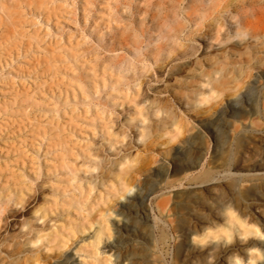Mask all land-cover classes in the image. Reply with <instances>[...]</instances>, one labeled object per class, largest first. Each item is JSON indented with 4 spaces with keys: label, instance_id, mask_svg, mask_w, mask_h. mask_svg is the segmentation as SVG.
Wrapping results in <instances>:
<instances>
[{
    "label": "rangeland",
    "instance_id": "1",
    "mask_svg": "<svg viewBox=\"0 0 264 264\" xmlns=\"http://www.w3.org/2000/svg\"><path fill=\"white\" fill-rule=\"evenodd\" d=\"M10 3L11 25L0 33V264H24L25 223L40 225L29 210L40 188H50L41 184L44 168L52 165L41 137L50 121L91 149L89 169L78 172L77 180L81 188H92L89 201L101 190L103 201L93 206L92 219L120 202L121 181L135 184L161 163L174 158L182 164L199 155L185 180L159 168L141 185L150 199V240L129 255L145 252L149 264H247L253 255L256 264L257 246L249 244L255 238L236 221L252 227L256 216L264 217V200L247 199L264 190L263 180L248 176L262 148L246 143L249 133L241 128L245 123L264 134V0ZM92 80L102 93L96 100ZM114 83L127 97L113 92L109 145L92 133L91 121L76 117L75 123L69 115L75 119L87 106L108 102L103 92ZM241 95L247 110L238 120L223 116ZM135 103L140 115L131 120ZM194 131L200 134L189 138ZM196 143H203L200 153ZM122 159L116 169L112 162ZM23 188H31L32 200L27 204L21 195V204L12 205V194ZM194 196L213 206L214 214L197 208L202 222L194 245L205 249L184 256L179 217ZM244 201L252 203L249 209L242 208ZM224 211L233 216L226 243Z\"/></svg>",
    "mask_w": 264,
    "mask_h": 264
},
{
    "label": "bare ground",
    "instance_id": "2",
    "mask_svg": "<svg viewBox=\"0 0 264 264\" xmlns=\"http://www.w3.org/2000/svg\"><path fill=\"white\" fill-rule=\"evenodd\" d=\"M10 1L0 0V33L3 31L2 29L11 25ZM92 81L93 85L90 87L93 89V93L98 95L96 100L101 97L102 93L97 91L95 80ZM257 82L259 81L254 80V83ZM101 85L106 87L104 81ZM109 88V91L103 92L108 102L94 103L93 108L87 106L80 113H75V119H73V113L69 115V119L75 123L77 122L76 117L91 121L92 133H97L103 140L109 141V145H112L113 133L109 130V122L112 114L110 107H113L116 101V95L113 92L117 95L123 94V97L127 96L123 88L117 87L116 83L110 85ZM79 89L83 92L82 86ZM87 94L86 91V97L89 96ZM137 106L135 103L134 109L132 108L135 112L130 115L131 120L135 119L136 114L140 115ZM246 110L247 104L241 95L232 103L227 104L221 112L225 117L238 120L241 116L240 113ZM49 124L50 129L42 127L41 137L51 153L52 165L50 168L47 166L44 168L43 174L46 178L41 181V184L48 183L50 188H40L43 192L38 190L36 200L30 206L31 218L35 222L40 221V225L34 227L30 222L25 223L26 229L22 234L26 248L24 264H149L145 252L129 255L131 248L138 246L144 249V243L150 240L152 228L150 199L149 193L143 192L141 185L148 182L154 173H160L159 168H163L166 174L176 175L177 181L185 180L188 170L198 166L199 155L196 159L182 164L173 161L174 158L161 163L150 172L144 173V176L135 184L128 185L127 181H121L120 185H122L124 193L119 194L122 197L120 202L104 208L97 214V218L92 219L90 212L94 209L93 206L103 201L101 190L97 191L89 201L87 196L92 188L89 185L88 188H81L77 180L78 172L86 173L89 169L87 163L92 157L91 149L86 143L82 144L76 140H70V132L64 134V127H60L58 122L55 124L50 121ZM241 128L249 133L245 140L246 143L262 148L258 162L249 166V180L260 179L264 181V134H254L251 127L245 123H241ZM198 134H200L198 131L191 132L189 138ZM193 146L197 153L203 149V143H196ZM175 153H179V149H176ZM124 159L116 160L112 162V165L117 169L126 161ZM43 163L45 164V159ZM208 173L205 172L202 176L200 175L201 177L191 178V180L202 179ZM212 179L214 178L212 177ZM13 190L15 189H12V192ZM170 190H175V188ZM31 191V188H23V190L15 192L14 195L12 194L14 197L13 200L10 198L12 205L21 204V195L23 201L28 204L32 200ZM180 193H173L174 199L179 198ZM197 198L194 196L192 199H187L186 205L183 206L186 211L179 217L184 235L181 241L185 247L184 256L194 255L205 249L202 244L194 245L193 237L196 227L202 222L201 217L196 213L197 208L202 205L209 211L207 215L214 214L213 206L201 204ZM247 199L252 202L264 200V190L262 189L259 193H251ZM250 204L252 203L244 201L241 206L244 209H249ZM154 205L156 209H159L157 201ZM222 217L226 223L222 229L224 239H226L224 243H226L231 237L229 226L232 224L233 216L224 211ZM256 217L258 222L252 227H246L240 220L236 223L238 227H243L242 233L244 235H253L255 239L251 240L249 244L253 247L257 246L255 257L258 259H256V264H264V217L261 215ZM254 261L253 255L249 256L247 264H252ZM230 264L241 263L232 260Z\"/></svg>",
    "mask_w": 264,
    "mask_h": 264
}]
</instances>
